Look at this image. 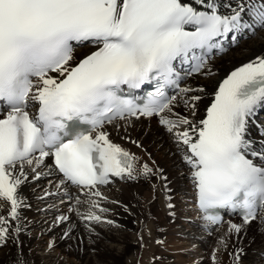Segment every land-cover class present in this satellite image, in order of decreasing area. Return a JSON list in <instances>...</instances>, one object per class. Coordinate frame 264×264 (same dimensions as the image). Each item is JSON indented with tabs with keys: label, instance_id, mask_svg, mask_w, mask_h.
<instances>
[{
	"label": "snow or ice",
	"instance_id": "6c2138e0",
	"mask_svg": "<svg viewBox=\"0 0 264 264\" xmlns=\"http://www.w3.org/2000/svg\"><path fill=\"white\" fill-rule=\"evenodd\" d=\"M256 28H264V0H0V105L6 108L0 114V198L10 205L7 216L0 215V245L12 230L9 221L20 219L26 165L39 180L37 168L51 157L61 184L97 197V186L110 177L152 174L147 164L137 172L138 158L105 130L130 117L158 116L172 134L203 220L214 225L222 221L217 210H238L243 223L229 224L236 233L264 220V151L253 147L249 134L264 111V56L231 71L198 122L175 113L177 98L165 91L182 79L177 63L199 72L210 50H223L221 40ZM86 44L91 50L77 60L76 49ZM148 83L154 91L139 103L121 94ZM193 91L203 89H180ZM200 99L183 101L193 117ZM74 120L87 127L69 131ZM259 128L264 136V125ZM78 215L102 219L91 211ZM212 259L215 264V250Z\"/></svg>",
	"mask_w": 264,
	"mask_h": 264
},
{
	"label": "bare ground",
	"instance_id": "6f19581e",
	"mask_svg": "<svg viewBox=\"0 0 264 264\" xmlns=\"http://www.w3.org/2000/svg\"><path fill=\"white\" fill-rule=\"evenodd\" d=\"M226 11L221 8V12ZM239 34L234 47L214 58L205 71L184 86L202 88L203 91L181 93L180 102L176 101L173 106L175 113L198 122L215 87L231 71L257 56H264V28H256L254 34L251 30H241ZM90 50L91 46L87 44L77 48L76 59ZM193 95L201 97L195 102V117L193 109L183 104ZM129 121L112 123L105 130L114 143L138 158L135 162L137 172L147 164L152 174L137 175L132 180L127 177L123 181L112 180L106 186L97 187L101 193L99 197L86 190H79L75 195L69 191L72 199L65 198L63 202L62 197L45 195L51 190L66 188L56 171L44 161L37 168L41 178L34 180V173L26 165L28 180L19 188L24 206L19 209V221H9L12 230L6 243L0 245V264H18L21 259H26L27 264H176L177 256V264H181L180 257L184 262L187 256L194 258L195 264H213L214 250L215 264H264V222L253 221L236 233L229 232V224L242 223L231 219L209 235L203 234L190 201L188 169L172 134L154 118ZM124 138L136 143L125 142ZM77 197L79 204L75 203ZM93 201L99 207H92ZM9 208V203L0 198V215L7 216ZM101 208L106 211H100ZM90 211L102 219L85 221L78 215ZM60 216L68 219L56 223ZM146 222H149L148 226ZM132 223L140 229L130 227ZM17 225L21 227L19 233L14 231ZM146 229H149L148 233H145ZM47 237V245L51 243L57 247L56 252L43 247L42 242ZM160 240L172 245L170 249L182 252L156 249L157 245L162 249Z\"/></svg>",
	"mask_w": 264,
	"mask_h": 264
},
{
	"label": "rangeland",
	"instance_id": "374dc122",
	"mask_svg": "<svg viewBox=\"0 0 264 264\" xmlns=\"http://www.w3.org/2000/svg\"><path fill=\"white\" fill-rule=\"evenodd\" d=\"M203 78V77H202ZM159 211H161V208H159ZM169 222V221H168ZM255 223V222H254ZM149 225V222H146V226H148ZM130 227H132V228H134L135 230H139L140 229V226H136L134 223H132V225H130ZM244 227H246V226H244ZM254 227V224H253V226H252V228ZM131 228V229H132ZM251 229V228H250ZM133 230V229H132ZM245 230H248L247 228L245 229ZM146 232L145 233H148L149 232V229H146L145 230ZM122 232H124L123 230H122ZM243 235H245L244 233H243ZM47 241H48V237L47 238H45V240H43V242H42V245H43V247H46L47 248V250H49L50 249V251L51 252H56V250H57V247H55V246H53V244H52V247H49V245H47L48 243H47ZM161 243V245H162V249L159 247L160 245H157L156 246V249H160V250H163V248L164 249H166V252L167 251H169V252H173V253H181L182 251H178L179 249H170V247H172V245H170V244H165V242H164V240L161 242V240L159 241V244ZM166 247H168V249L166 248ZM225 255V254H224ZM227 256H228V254H227ZM133 259H134V257H133ZM158 259H159V256H158ZM178 259H179V257L177 256V257H175V261H176V264L178 263ZM183 260V258L182 257H180V263L181 264H195V260H194V258L192 259L190 256H187L186 257V261H182ZM72 261V260H71ZM138 264H140V263H138Z\"/></svg>",
	"mask_w": 264,
	"mask_h": 264
}]
</instances>
